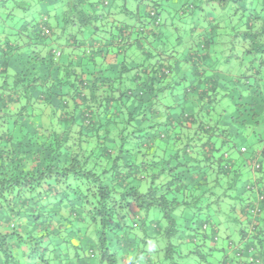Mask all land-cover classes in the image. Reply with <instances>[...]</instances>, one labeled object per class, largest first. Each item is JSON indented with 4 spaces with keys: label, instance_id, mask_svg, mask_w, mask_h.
<instances>
[{
    "label": "trees",
    "instance_id": "obj_1",
    "mask_svg": "<svg viewBox=\"0 0 264 264\" xmlns=\"http://www.w3.org/2000/svg\"><path fill=\"white\" fill-rule=\"evenodd\" d=\"M263 123L264 0H0V264H264Z\"/></svg>",
    "mask_w": 264,
    "mask_h": 264
},
{
    "label": "rangeland",
    "instance_id": "obj_2",
    "mask_svg": "<svg viewBox=\"0 0 264 264\" xmlns=\"http://www.w3.org/2000/svg\"><path fill=\"white\" fill-rule=\"evenodd\" d=\"M30 3H32V1ZM10 4L6 5V6L9 8ZM174 24H175V26H171V28L176 27L177 29H176V31H172L173 34L171 36H169V39H168V42L166 45L170 51L176 52V55H174V59L181 60L185 57V55L187 53L188 43L190 40L188 39V37H186L184 34H182V32H184V30L186 31V29H184L185 25L180 24L179 21H176V20H174ZM163 40H164V38H163ZM152 219L158 220L162 224V219H161L160 213H158V212L153 213ZM130 233H131V236H133V235L135 236L136 234L139 233V231L132 229L130 231ZM166 245H167V239L166 238L157 239V241L156 240H150L145 244H141L140 242L137 243V246L140 249H142L144 252L150 254V257H151L150 259H152V261H151L152 264L153 263L154 264H170L172 261L175 263L177 262L178 264H197V261L195 259H193L192 257H188V256L178 259L177 255H174V258L172 261L169 260V262H168L167 260H164V251H162V250L165 248ZM87 248H88V246H87ZM140 259L143 260L144 258L141 257Z\"/></svg>",
    "mask_w": 264,
    "mask_h": 264
},
{
    "label": "crops",
    "instance_id": "obj_3",
    "mask_svg": "<svg viewBox=\"0 0 264 264\" xmlns=\"http://www.w3.org/2000/svg\"><path fill=\"white\" fill-rule=\"evenodd\" d=\"M128 42L130 43V45L125 50V56H127V57L134 56V59H135V56H137V54L140 53L139 47L136 43H134L133 38H128ZM55 46H58V48L60 49V52H61L60 60H61V62L68 60V58H67L68 54H70V56H72V58H73L74 55L79 53V50L77 48L76 49L71 48L70 47L71 45L67 44L64 39L58 40L56 43H54V45L52 44L53 48H55ZM121 61H122V59L120 57H115L114 55L105 56L103 59V62L105 64H108V65L120 63ZM131 74L132 73H130L129 75H131ZM14 107L15 106H12V108H14ZM38 124H41V127H43V128H47V127L50 128L52 126V124L50 122V118L45 117V116L42 117L41 123H38ZM259 130L262 131V133H264V123L262 125H260Z\"/></svg>",
    "mask_w": 264,
    "mask_h": 264
}]
</instances>
